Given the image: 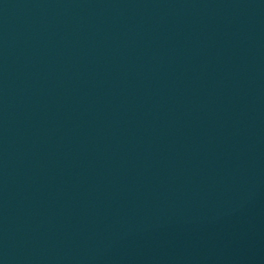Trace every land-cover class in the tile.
Segmentation results:
<instances>
[{
    "label": "water",
    "instance_id": "1",
    "mask_svg": "<svg viewBox=\"0 0 264 264\" xmlns=\"http://www.w3.org/2000/svg\"><path fill=\"white\" fill-rule=\"evenodd\" d=\"M0 264H264V0H0Z\"/></svg>",
    "mask_w": 264,
    "mask_h": 264
}]
</instances>
